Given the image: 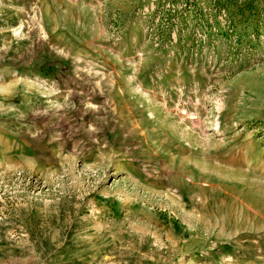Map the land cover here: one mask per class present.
I'll list each match as a JSON object with an SVG mask.
<instances>
[{
	"label": "rangeland",
	"instance_id": "1",
	"mask_svg": "<svg viewBox=\"0 0 264 264\" xmlns=\"http://www.w3.org/2000/svg\"><path fill=\"white\" fill-rule=\"evenodd\" d=\"M0 264H264V0H0Z\"/></svg>",
	"mask_w": 264,
	"mask_h": 264
},
{
	"label": "built area",
	"instance_id": "2",
	"mask_svg": "<svg viewBox=\"0 0 264 264\" xmlns=\"http://www.w3.org/2000/svg\"><path fill=\"white\" fill-rule=\"evenodd\" d=\"M183 115H185V116H189V119H191V120H195V119H197L196 116H195V114H188L186 111L183 112Z\"/></svg>",
	"mask_w": 264,
	"mask_h": 264
}]
</instances>
